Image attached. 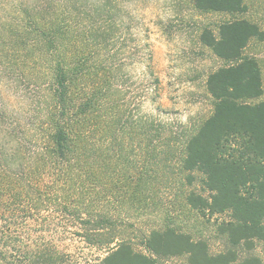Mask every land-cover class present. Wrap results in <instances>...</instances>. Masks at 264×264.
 Returning <instances> with one entry per match:
<instances>
[{"label":"trees","instance_id":"1","mask_svg":"<svg viewBox=\"0 0 264 264\" xmlns=\"http://www.w3.org/2000/svg\"><path fill=\"white\" fill-rule=\"evenodd\" d=\"M191 2L200 12L246 9L244 0ZM117 8L110 0H0V86L7 90L0 94V264H69L68 238L95 252L94 264L170 256L261 264L247 252L264 241V100L249 102L263 88L257 61L242 54L264 33L244 19L221 24L217 35L202 30V44L235 63L208 75L213 110L195 131L177 134L159 123V135L128 97L123 49L111 48L122 35ZM140 49L150 60L146 45ZM172 145L184 180L192 184L199 173L208 193L186 194V205L203 216L228 215L216 226L225 252L212 255L204 240L168 224L149 232L151 256L117 235L125 207L150 208L166 152L159 147ZM30 222L37 226L31 242Z\"/></svg>","mask_w":264,"mask_h":264},{"label":"rangeland","instance_id":"2","mask_svg":"<svg viewBox=\"0 0 264 264\" xmlns=\"http://www.w3.org/2000/svg\"><path fill=\"white\" fill-rule=\"evenodd\" d=\"M110 1L118 3L117 18L120 16L122 19L120 40H113L114 45H110L113 49H123L118 61L125 64L123 79L128 80V97L138 104L140 115L155 122L152 132L157 130L159 135H162L159 123L177 134L195 131L213 110L206 88L208 75L235 63L219 59L203 45L200 41L202 30L207 28L217 35L221 24L244 19L256 24L264 33V0H244L245 11L236 14L200 12L191 0ZM143 45L151 53L150 60L141 55ZM125 49L130 52H125ZM242 55L257 61L262 79L261 97L249 102L263 101L264 37L252 39ZM0 92L3 96L7 90L0 86ZM173 147L170 146V150L166 146L159 147L166 152L157 160L158 171L150 208L134 210L125 207L122 210L126 213L124 224L116 229L117 235L130 242L136 251L151 256L144 244L149 232L162 230L168 224L189 234L193 240H204L212 255L225 252L228 245L217 234L216 226L228 219V215L203 216L186 205V194L196 192L207 197L208 193L203 190L199 173H192V184L184 180L187 173L180 171L177 158L172 154ZM36 228L35 223L30 222V242L37 238ZM70 239L65 241L66 244H74L68 250L72 255L69 264H94L95 252L85 248L77 238ZM247 254L257 256L264 264V241H255L253 250ZM153 258L156 264H187L186 256Z\"/></svg>","mask_w":264,"mask_h":264}]
</instances>
